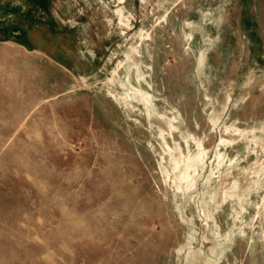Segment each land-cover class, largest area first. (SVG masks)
I'll return each mask as SVG.
<instances>
[{"label":"rangeland","instance_id":"obj_1","mask_svg":"<svg viewBox=\"0 0 264 264\" xmlns=\"http://www.w3.org/2000/svg\"><path fill=\"white\" fill-rule=\"evenodd\" d=\"M37 2L0 0V264H264V0Z\"/></svg>","mask_w":264,"mask_h":264},{"label":"trees","instance_id":"obj_2","mask_svg":"<svg viewBox=\"0 0 264 264\" xmlns=\"http://www.w3.org/2000/svg\"><path fill=\"white\" fill-rule=\"evenodd\" d=\"M52 3V0H45V2H42V3H36L35 4V7H38V8H42V9H46L50 4ZM36 10H39V9H36ZM37 23H39V22H35V20L34 19H32V25H36ZM17 31V29L16 30H14V31H12L13 33H15ZM18 31H20L19 29H18ZM23 34H26L27 33V31L25 30L24 32H22ZM12 35V34H11ZM8 38L9 39H14L16 42H18V43H20V44H24V43H26V39H23L22 37H18V36H16V35H14V36H8Z\"/></svg>","mask_w":264,"mask_h":264}]
</instances>
